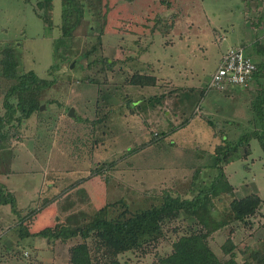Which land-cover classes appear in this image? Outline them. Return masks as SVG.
<instances>
[{
    "label": "rangeland",
    "instance_id": "374dc122",
    "mask_svg": "<svg viewBox=\"0 0 264 264\" xmlns=\"http://www.w3.org/2000/svg\"><path fill=\"white\" fill-rule=\"evenodd\" d=\"M251 1L104 0L108 14L87 13L64 38L61 0H0V60L10 49L20 74L33 71L49 84L43 111L18 134L13 123L1 143L0 184L16 194L17 210L41 211L46 226L59 217L76 224L106 205L114 218L159 208L166 195L193 200L219 175L216 147L230 144L237 149L221 167L233 197L212 199L213 215L220 219L233 199L250 195L261 207L213 233L209 244L222 261L230 258L223 251L229 241L240 264L253 262L252 252L264 257V72L246 88L208 86L230 48L243 46L254 63L264 61V34L253 30L264 28V18L246 19ZM139 74L155 85H131ZM9 86L0 68V115ZM247 135L253 138L240 143ZM72 215L80 216L67 221ZM19 223L10 206H0V264H70L69 248L83 241L37 237L20 247ZM196 223L180 215L150 253L119 258L159 264Z\"/></svg>",
    "mask_w": 264,
    "mask_h": 264
},
{
    "label": "trees",
    "instance_id": "16d2710c",
    "mask_svg": "<svg viewBox=\"0 0 264 264\" xmlns=\"http://www.w3.org/2000/svg\"><path fill=\"white\" fill-rule=\"evenodd\" d=\"M27 2V0H25ZM62 1V30L64 38L72 36L73 31L79 27L87 13L96 19L100 18L101 12L106 8L108 14L109 6L104 4V0H61ZM130 2V0H127ZM264 50V49H263ZM3 58L0 60L1 77L10 83L4 91V113L0 115V147L4 137L10 135L15 123L17 128L14 134L21 131L22 123L30 119L41 109V95L49 87L45 80L38 77L35 72L20 74L18 62L14 53L10 49L2 51ZM109 61H107L108 63ZM257 71L253 80L260 77L264 72V61L255 63ZM156 79L149 76L135 75L130 84L139 87L154 86ZM264 100V96L260 98ZM260 106V105H259ZM212 127L213 125L210 124ZM9 126H12L8 128ZM187 123L184 124V127ZM175 129L172 133H175ZM168 134H162L159 139H164ZM261 143L263 137H256ZM253 138L249 135L241 139L246 142ZM145 144L144 146H148ZM264 148V144L262 143ZM233 149V150H232ZM237 148H232L230 144L218 145L215 151V161L213 167L218 170L210 186L204 187L202 192L193 200L175 198L166 195L161 207L150 208L131 214L129 211L123 212L117 217L111 218L108 214V206L98 210L93 216L84 217L81 222L72 224L68 221L79 216L72 215L65 224H60L61 218L53 224L44 225L42 219H38L41 211H36L28 215H23L17 209L16 194L6 190V186L0 184V206H10L12 213L18 216L19 242L18 246L30 238L42 237L54 243L67 245L68 241L80 238L83 241L69 248L70 264H124L120 256L126 253H150L164 239L165 226L174 222L180 215L196 220V226L181 236L172 244V252L159 258V264H240L233 252L234 246L231 241L223 247L224 254L230 256L228 260L222 261L212 250L209 238L213 233L220 231L231 222H245L256 216L261 207V200L257 195H250L243 199H233L228 209L222 212L220 219L213 215L214 206L212 199H222V196L233 197V188L224 173L221 164L232 157V152ZM135 152V151H134ZM115 164L105 165L106 170H110ZM104 170V171H106ZM77 185V184H76ZM209 205H212L211 207ZM125 207V203H123ZM23 211V210H22ZM38 219L39 221H35ZM35 221V222H34ZM41 221L42 224H39ZM34 224V225H33ZM200 227V228H199ZM254 264L264 263V257L260 252H252ZM249 259V258H248ZM245 261L242 264H253Z\"/></svg>",
    "mask_w": 264,
    "mask_h": 264
},
{
    "label": "built area",
    "instance_id": "2783aa9c",
    "mask_svg": "<svg viewBox=\"0 0 264 264\" xmlns=\"http://www.w3.org/2000/svg\"><path fill=\"white\" fill-rule=\"evenodd\" d=\"M257 66L245 55L242 47L230 48L220 61L219 67L209 82L210 89L230 90L232 87H249Z\"/></svg>",
    "mask_w": 264,
    "mask_h": 264
},
{
    "label": "crops",
    "instance_id": "0c3cea01",
    "mask_svg": "<svg viewBox=\"0 0 264 264\" xmlns=\"http://www.w3.org/2000/svg\"><path fill=\"white\" fill-rule=\"evenodd\" d=\"M257 1H258V5H256ZM245 11H246V19H248V20H251L252 18H255V17L257 18V16L259 18H264V0H253V1H251L250 6L246 7L245 8ZM255 21H253L254 24H255ZM260 27H261V23L259 25H257V28L258 29L256 28V26H255L254 29L251 26V30L253 29L254 32H256V33L262 32V34H264V28L263 27L260 28ZM241 47H243V46H241ZM243 48L246 50L245 47H243ZM52 224H53V222H52ZM54 248H55V246H54ZM54 248H50L49 247V250L48 251L49 252H52V249H54Z\"/></svg>",
    "mask_w": 264,
    "mask_h": 264
},
{
    "label": "water",
    "instance_id": "95a60500",
    "mask_svg": "<svg viewBox=\"0 0 264 264\" xmlns=\"http://www.w3.org/2000/svg\"><path fill=\"white\" fill-rule=\"evenodd\" d=\"M45 106H42L41 107V111H43ZM69 116L72 117V118H76V115H75V109L74 108H71L70 111H69Z\"/></svg>",
    "mask_w": 264,
    "mask_h": 264
}]
</instances>
